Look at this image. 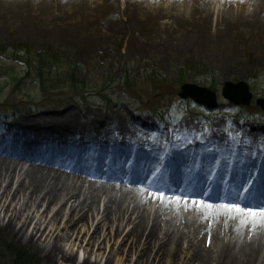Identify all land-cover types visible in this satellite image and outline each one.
Listing matches in <instances>:
<instances>
[{
	"label": "bare ground",
	"instance_id": "obj_1",
	"mask_svg": "<svg viewBox=\"0 0 264 264\" xmlns=\"http://www.w3.org/2000/svg\"><path fill=\"white\" fill-rule=\"evenodd\" d=\"M158 1L131 0L125 17L114 14L118 0H0V10H20L25 16L30 9L52 7L78 15L95 14L108 27L117 29L120 24L122 28L125 25L130 36L141 30L140 26L157 25L148 8L152 5L156 17L169 18L179 31L197 39L201 36L197 30L206 27L214 35L228 32L230 36H248L238 29L234 32V26L257 23L264 10V0H226L240 14L229 17L219 12L215 16L210 11V0H166L168 6L158 5V13L154 6ZM257 4H263V8ZM254 5L257 7L246 18L240 16L242 9ZM212 17L217 19L211 24ZM193 37L183 42L194 40ZM131 40H126L128 45ZM1 116L0 208L7 214L3 219L0 217V229L47 261L77 264V254L65 253L58 239L70 240L75 235V229L67 230L75 221L85 230L90 221L100 218L89 245L105 237L104 227L112 230L116 226L117 233H111V240L126 225L131 230L125 241L135 250L143 246L151 255L155 252L159 260L161 255L172 260L187 245L184 264H264V221L257 219L254 225L244 217L247 222L242 224L235 213L204 209L190 202L177 205L175 201H158L147 191L140 192L141 185L148 187L153 170L163 165L167 170L155 183L169 196L180 195L183 189L185 195L212 204L233 201L243 206L264 204V127L253 132L234 126L228 135L223 136L217 130L197 139L189 135L191 143L182 137L174 144L160 145L156 139L145 137L148 130H153V123L109 113L105 117L95 109L85 113L77 107L55 114L39 107ZM81 118L84 122H80ZM230 146L236 150L233 156ZM22 161L32 165L19 169ZM171 161L175 164L171 165ZM65 170L71 174L64 173ZM227 174L231 176L228 183L223 179ZM205 177L209 179L204 184L200 181ZM248 181L252 182L251 190L240 200L236 194L247 187ZM85 183H89L88 188ZM209 190V196L200 195ZM16 200L21 203L19 211L11 210ZM150 202L156 203L155 206ZM67 206L69 213L65 216ZM42 208V218L52 213L54 225L67 219L66 232L46 246L36 240L39 234L43 235L42 219L29 233L33 218L26 215L31 210L40 213ZM205 242L211 245L216 242L218 247L207 249ZM86 263L87 260L82 262Z\"/></svg>",
	"mask_w": 264,
	"mask_h": 264
},
{
	"label": "rangeland",
	"instance_id": "obj_2",
	"mask_svg": "<svg viewBox=\"0 0 264 264\" xmlns=\"http://www.w3.org/2000/svg\"><path fill=\"white\" fill-rule=\"evenodd\" d=\"M130 1L118 0L114 10L116 17H125ZM226 2L210 0V11L215 12V16L219 12L229 17L240 14L233 9L236 7ZM158 5L168 6V3L159 0L154 5L159 13ZM257 5L262 7L263 4ZM255 7L242 9L240 16L246 18ZM148 8L157 25L140 26L141 30L130 36H127L124 24V28L121 24L117 29L108 27L95 14L78 15L67 9L60 11L49 7L30 9L23 16L20 10L1 9L0 116L39 107L55 114L77 107L85 113L95 109L105 117L109 113L114 117H136L153 123V130H148L145 137L147 140L156 139L160 145L174 144L177 136L189 141V135L197 139L217 130L223 136L228 135L234 126L248 131L264 127V112L255 103L257 99L264 98L263 7L257 23L247 27L234 26V32L238 29L248 36H230L228 32L214 35L215 32L206 27L197 30L201 32L198 39L179 31L169 18L156 17L158 14L152 5ZM215 19L210 20L211 24ZM188 37L194 40L183 42ZM128 39H132L129 45ZM28 51L34 55L41 51V56L47 58L45 64H48L50 72L44 70L42 75L35 68H30L25 60ZM226 82H246L253 94L252 104L237 107L225 100L222 89ZM184 84L214 91L218 108L209 110L190 99H180L178 94ZM80 122L84 119L81 118ZM230 151L233 156L236 150L230 146ZM21 164L19 169L24 170L32 165L27 161ZM160 169L161 173L167 170L163 166ZM63 172L71 174L67 170ZM88 186L89 183L84 184L85 188ZM155 204L150 202L153 207ZM69 207L65 208V216ZM14 208L19 211L21 203L14 201L11 210ZM43 211L44 208L40 213L31 210L26 215L33 218L29 233L42 219L43 235L39 234L36 240L46 246L53 243L57 235L66 232L67 219L54 225L53 214H44L42 218ZM6 214L5 209L0 208L2 219ZM99 220L90 221L85 230L81 223L75 221L67 228L75 229V235L70 240L58 239V245L65 253L77 254V264L84 260L88 261L86 264H184L186 261L187 245L172 260L163 255L159 260L155 252L151 255L143 246L135 250L130 242L125 241L131 230V226L126 225L119 229L121 234L111 240V233H117L116 226H112V230L104 227L105 237L89 245ZM204 244L207 249L218 247L216 242ZM0 264L63 263L47 261L33 248L11 239L0 229Z\"/></svg>",
	"mask_w": 264,
	"mask_h": 264
},
{
	"label": "snow or ice",
	"instance_id": "obj_3",
	"mask_svg": "<svg viewBox=\"0 0 264 264\" xmlns=\"http://www.w3.org/2000/svg\"><path fill=\"white\" fill-rule=\"evenodd\" d=\"M177 139H181V137L177 136ZM191 142L192 141H188V143ZM161 159H163V157H161ZM161 174L162 173L160 167L154 169L151 174L152 179L147 180L148 187L146 188L145 186L141 185L140 192L144 193L147 191L151 198H154L158 201H175L177 205L181 203L188 204L190 202L194 206H198L204 209H222L227 213H235L236 215L241 217L242 224L247 222L244 217H247L249 220H251L254 225L257 219H259L260 221H264V204L243 206L241 203H237L235 201L231 203L221 202L219 204H212L208 201L185 195L183 189H181L180 195H176L175 193H173L171 196H169L166 191H164L159 185L155 183V181L159 178ZM251 185L252 182L248 181L247 187H244L242 192H238L236 194L240 200H243L245 198V194L251 190ZM209 194L210 190L207 192L200 193L201 196H209Z\"/></svg>",
	"mask_w": 264,
	"mask_h": 264
},
{
	"label": "water",
	"instance_id": "obj_4",
	"mask_svg": "<svg viewBox=\"0 0 264 264\" xmlns=\"http://www.w3.org/2000/svg\"><path fill=\"white\" fill-rule=\"evenodd\" d=\"M222 96L237 107H248L253 101V94L246 82H226L222 89ZM178 97L182 100L190 99L209 110L218 108L217 94L206 87L184 84L180 89ZM255 103L264 112V98L257 99Z\"/></svg>",
	"mask_w": 264,
	"mask_h": 264
},
{
	"label": "trees",
	"instance_id": "obj_5",
	"mask_svg": "<svg viewBox=\"0 0 264 264\" xmlns=\"http://www.w3.org/2000/svg\"><path fill=\"white\" fill-rule=\"evenodd\" d=\"M26 53H27L26 56L28 58H25V60H26L27 65L30 66V68H35L36 71H38L42 75H43L44 70L47 73L50 72V68H48V64H45V59L47 58L41 56L42 54L41 51L35 53V55L29 51Z\"/></svg>",
	"mask_w": 264,
	"mask_h": 264
}]
</instances>
